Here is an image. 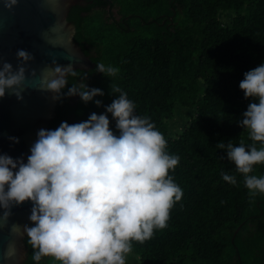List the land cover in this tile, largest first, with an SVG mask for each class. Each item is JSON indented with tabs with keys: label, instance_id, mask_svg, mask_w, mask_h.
<instances>
[{
	"label": "trees",
	"instance_id": "trees-1",
	"mask_svg": "<svg viewBox=\"0 0 264 264\" xmlns=\"http://www.w3.org/2000/svg\"><path fill=\"white\" fill-rule=\"evenodd\" d=\"M108 7H117L120 21L105 16ZM224 13L231 16L228 25ZM67 20L73 41L95 66L67 73L63 92L86 82L105 94L95 97L102 100L99 107L62 95L47 129L103 112L114 98L112 88L119 87L135 113L163 133L166 151L179 156L169 174L182 197L166 227L143 242L132 241L139 264H264V193L250 196L243 175L215 145L228 139L251 143L236 122L249 103L238 85L244 72L264 60V0H81ZM97 63L119 71L106 78L96 72ZM175 103L196 111L171 135ZM224 172L237 182L224 181ZM253 174H264V164L255 165ZM24 247L23 264H34L27 236ZM39 264L60 262L43 257Z\"/></svg>",
	"mask_w": 264,
	"mask_h": 264
},
{
	"label": "clouds",
	"instance_id": "clouds-1",
	"mask_svg": "<svg viewBox=\"0 0 264 264\" xmlns=\"http://www.w3.org/2000/svg\"><path fill=\"white\" fill-rule=\"evenodd\" d=\"M15 3L6 0L5 6ZM16 57L25 63L33 59L22 48ZM95 69L106 78L119 71L103 63ZM72 71L71 65L55 64L52 78L41 90L51 92L53 99L78 96L85 104L101 106L102 100L95 97L104 96V90L86 82L71 84L63 92L66 74ZM24 80V64L14 68L3 62L0 97L12 90L22 99L17 89ZM238 87L249 103L236 122L251 143L233 144L228 139L215 145L243 175L249 195L255 196L264 193V174H253L255 165L264 164V60L243 73ZM110 94L114 98L103 105V112L39 129L26 160L0 154V209L10 215L13 206L31 202L30 223L22 229L33 249L34 264L43 257L60 264H126L132 241L143 242L155 229L166 227L171 207L182 197V189L169 174L179 156L166 151L163 133L148 117L135 113L134 102L119 87ZM9 139L18 142L19 138ZM222 179L237 182L227 172Z\"/></svg>",
	"mask_w": 264,
	"mask_h": 264
},
{
	"label": "water",
	"instance_id": "water-1",
	"mask_svg": "<svg viewBox=\"0 0 264 264\" xmlns=\"http://www.w3.org/2000/svg\"><path fill=\"white\" fill-rule=\"evenodd\" d=\"M81 0H16L10 8L0 0V65L10 62L15 68L24 64L25 80L18 87L22 99L6 91L0 97V154L26 160L39 129H47L56 100L41 90L52 78L55 64L90 70L95 62L73 39L74 27L67 20L71 6ZM26 49L33 59L22 62L17 49ZM9 137H18L15 142ZM32 204L25 201L0 209V264H23L25 259L22 226L29 224ZM21 226V227H16Z\"/></svg>",
	"mask_w": 264,
	"mask_h": 264
},
{
	"label": "rangeland",
	"instance_id": "rangeland-1",
	"mask_svg": "<svg viewBox=\"0 0 264 264\" xmlns=\"http://www.w3.org/2000/svg\"><path fill=\"white\" fill-rule=\"evenodd\" d=\"M105 16L112 17L113 19L120 21V15L118 14L117 7H108L105 11ZM230 17L231 16L229 13L221 14V18L227 25L229 24ZM74 99L75 96H72L71 102ZM195 111V108L184 107L178 103H175L173 115L168 120L169 133L171 135H176L177 133H179L181 129L188 124L189 120L194 117ZM126 260L129 264H139V258L132 252V250L128 254H126Z\"/></svg>",
	"mask_w": 264,
	"mask_h": 264
},
{
	"label": "flooded vegetation",
	"instance_id": "flooded-vegetation-1",
	"mask_svg": "<svg viewBox=\"0 0 264 264\" xmlns=\"http://www.w3.org/2000/svg\"><path fill=\"white\" fill-rule=\"evenodd\" d=\"M76 4H79V2H78V3H76ZM76 4H75V5H76Z\"/></svg>",
	"mask_w": 264,
	"mask_h": 264
}]
</instances>
